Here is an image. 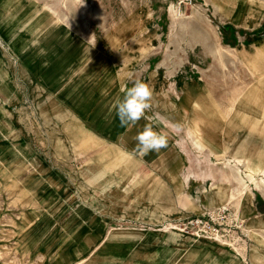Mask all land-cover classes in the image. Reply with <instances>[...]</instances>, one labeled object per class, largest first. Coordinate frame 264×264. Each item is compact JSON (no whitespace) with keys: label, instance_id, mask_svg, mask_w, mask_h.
I'll return each mask as SVG.
<instances>
[{"label":"rangeland","instance_id":"rangeland-1","mask_svg":"<svg viewBox=\"0 0 264 264\" xmlns=\"http://www.w3.org/2000/svg\"><path fill=\"white\" fill-rule=\"evenodd\" d=\"M217 37L235 49L226 69L206 41ZM158 72L133 128L153 124L168 146L144 161L120 146L115 102ZM258 79L264 0H0V264H154L141 252L172 241L177 264L259 251L264 224H239L252 195L232 194L216 165L227 152L264 163V105L234 103ZM187 125L205 143L200 163ZM218 237L227 245L206 244Z\"/></svg>","mask_w":264,"mask_h":264},{"label":"crops","instance_id":"crops-1","mask_svg":"<svg viewBox=\"0 0 264 264\" xmlns=\"http://www.w3.org/2000/svg\"><path fill=\"white\" fill-rule=\"evenodd\" d=\"M222 38L223 40H226V42L228 43H232V44H236L240 39V34H239V30H237V28L235 26H232L230 24H226L223 27V31L221 32ZM237 35V36H236ZM231 39V41H230ZM156 62H153V60L149 61V65H151V69L150 71H152V66H154V68H156L157 66L155 65ZM161 76V72H158L157 75H153V77L150 75L146 80L145 83L147 82V84L151 83L153 84L154 87H156L157 83L159 82V79ZM148 84V85H149ZM153 108L150 107V110H152ZM118 121V120H117ZM118 123V122H117ZM116 124V121L113 123L112 125V121L110 123L111 129H115L114 126ZM150 124V123H147ZM146 124V125H147ZM153 126V124H150ZM155 129V128H154ZM117 130L120 131V141L121 144L120 146H122L123 148H125L124 150H127L130 153H133V150L136 147V135L138 133H136L137 130H135V128H133V126H125L122 127L119 123V126L117 127ZM118 131V132H119ZM133 131V133L130 136V133ZM119 141V139L117 140ZM220 141V139H219ZM247 153V152H246ZM153 154V152H150L148 155H146L143 160L144 161H148L151 157V155ZM231 156V157H230ZM262 160L264 161V157L261 156ZM253 164H252V163ZM218 170L221 169V166H223L224 170H226L229 173V176H227L228 178H232V176H230V168L231 167H237L241 173V176L243 178L246 179L247 181V185L249 187V192L247 195H239V199L245 196H250L248 198L243 199L240 203H241V208L243 211H245L247 214L244 215L246 216V220L245 222H239L241 227H244L245 225H257L258 222L260 221L261 223L264 224V191L258 189L257 187H255V185L250 182L247 179V174L251 173L254 175V177L256 179L259 178H263L264 179V163L256 158L253 157V155H241L240 157H238L236 154H232L230 152L225 153L224 157L222 158V160H219V163L216 164ZM251 168H250V167ZM255 169V170H254ZM263 172V173H262ZM221 176V171H217L216 177L220 178ZM223 177V176H222ZM226 177V175L224 176ZM254 189V190H253ZM258 219V221L255 219ZM247 223V224H245ZM257 228V226L255 227ZM99 236L97 235H93V252H95L96 248H97V244H99L100 242H104L103 239H99ZM250 244H253V240L250 238ZM175 242H170V244L165 246V250L164 252H159L158 251V246H150L152 247V249H149L147 251L141 252V256H139V259H147L150 256L154 258L153 263L154 264H177V251L171 249L172 245H174ZM259 251L253 252V249L246 250L245 252L238 254V253H234L233 256H231V259L235 260V262H237V264H264V244L259 245L258 246ZM76 251V248L74 249V252ZM207 253H203L202 255H204L202 258L205 257ZM219 259H226L227 257L225 256V252H222L219 250L218 252V256ZM172 260H174V262H172ZM237 260V261H236ZM141 262V261H140ZM143 262H145L143 260ZM141 262V263H143ZM223 264H226L225 262Z\"/></svg>","mask_w":264,"mask_h":264},{"label":"bare ground","instance_id":"bare-ground-1","mask_svg":"<svg viewBox=\"0 0 264 264\" xmlns=\"http://www.w3.org/2000/svg\"><path fill=\"white\" fill-rule=\"evenodd\" d=\"M89 4V3H88ZM202 14V13H201ZM197 15V13H196ZM172 16V15H171ZM192 16V15H191ZM195 16V15H194ZM199 17V16H198ZM192 18V17H191ZM195 18V17H193ZM197 18V17H196ZM201 19V18H200ZM192 20V19H191ZM175 21V20H174ZM202 21V20H201ZM175 23V22H174ZM204 23V22H203ZM176 26V25H175ZM181 27H183V25L181 24L180 25ZM207 26V25H205ZM206 28V27H205ZM210 28V27H208ZM214 29V28H213ZM209 30V29H208ZM211 32V31H210ZM201 35H203L202 33H204L203 30H201L199 32ZM210 36V35H209ZM212 36V35H211ZM174 37V35H173ZM219 38L217 37L215 40L213 38H206V41L207 40H210V41H213L214 43V49L212 51V59H218L222 66V68H225L227 64H225L224 60H223V56L224 55H228L230 57H232L233 59L232 60H235V55H234V52H235V49L233 47H230V46H224L222 45L219 40ZM238 58V57H237ZM240 59V58H239ZM237 60V59H236ZM241 60V59H240ZM227 61V60H226ZM230 62V60H229ZM217 63V62H216ZM219 64V62H218ZM246 64V63H245ZM217 65V64H216ZM217 67V66H216ZM226 69V68H225ZM223 70V69H222ZM241 80V78H240ZM243 82L242 81H239V84H242ZM237 84V83H236ZM234 86V84H233ZM243 86H244V83H243ZM237 88V87H236ZM232 93V92H231ZM258 96H261L259 97V99L254 102L252 99L255 98V97H258ZM232 98V96H230ZM253 101V102H251ZM235 104H238L239 106H245V105H249L250 103H256V104H262L264 105V79L260 80L258 79L256 81V83H253L250 87H248V89L245 87L241 88L240 91H239V94H238V97L236 98ZM166 111V110H165ZM166 117V116H165ZM170 117V116H169ZM181 120L182 122H186V116L185 114H183L181 117ZM162 119V118H160ZM142 121V120H141ZM164 121V120H163ZM141 123V122H140ZM139 125V124H138ZM195 125H198V122L195 123ZM187 129H188V133H189V136H190V139H191V142H192V145H196V149H197V154H196V160L200 163L201 162V156L202 155H207V152H206V147H205V143L198 137L197 133H195L193 131V127H191L190 125H187ZM189 139V137H188ZM184 141H181L179 144L184 147ZM81 151H83V149H78ZM252 163V162H251ZM253 164V163H252ZM250 167V166H249ZM251 168V167H250ZM255 170V169H254ZM230 171H231V176H232V180L236 183L235 187L232 189V194H235V195H247L248 192L250 191L249 190V187L247 185V181L245 178H243L241 176V173L239 171V169L237 167H231L230 168ZM263 173V172H262ZM98 180V178H96ZM247 179L252 182L255 187H257L258 189L264 191V179L263 178H259V179H256L254 177L253 174L251 173H248L247 174ZM226 188V187H225ZM233 197V196H232ZM171 234L170 238L172 239H177L178 240V237H179V234L177 232H175L174 230L171 231V232H168ZM200 237L199 234H196L194 235V238H186L183 240V244H189V243H192V241H196L197 238ZM207 240V239H206ZM206 244H210L213 246H217V245H227V242L223 241L222 239H220L218 237V239L216 240H213L211 238H208L207 240V243ZM234 248V247H233Z\"/></svg>","mask_w":264,"mask_h":264},{"label":"clouds","instance_id":"clouds-1","mask_svg":"<svg viewBox=\"0 0 264 264\" xmlns=\"http://www.w3.org/2000/svg\"><path fill=\"white\" fill-rule=\"evenodd\" d=\"M152 97L153 92L150 86L141 80H135L133 85L127 88L123 98L115 102L116 116L120 125L134 126L144 117L146 110L150 109ZM135 139L137 143L133 154L140 157L150 152L159 153L161 149L168 146L167 134L156 131L150 124L145 125ZM194 147L197 146L194 145Z\"/></svg>","mask_w":264,"mask_h":264}]
</instances>
